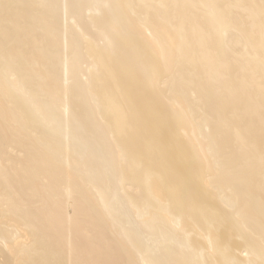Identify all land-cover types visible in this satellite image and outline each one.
Instances as JSON below:
<instances>
[{
	"label": "bare ground",
	"instance_id": "obj_1",
	"mask_svg": "<svg viewBox=\"0 0 264 264\" xmlns=\"http://www.w3.org/2000/svg\"><path fill=\"white\" fill-rule=\"evenodd\" d=\"M0 264H264V0H0Z\"/></svg>",
	"mask_w": 264,
	"mask_h": 264
}]
</instances>
